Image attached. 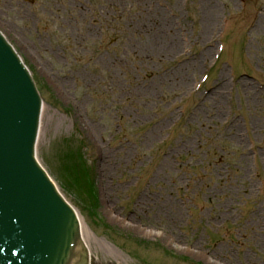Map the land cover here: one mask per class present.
<instances>
[{"label": "rangeland", "instance_id": "obj_1", "mask_svg": "<svg viewBox=\"0 0 264 264\" xmlns=\"http://www.w3.org/2000/svg\"><path fill=\"white\" fill-rule=\"evenodd\" d=\"M0 32L91 264H264V0H0Z\"/></svg>", "mask_w": 264, "mask_h": 264}, {"label": "water", "instance_id": "obj_2", "mask_svg": "<svg viewBox=\"0 0 264 264\" xmlns=\"http://www.w3.org/2000/svg\"><path fill=\"white\" fill-rule=\"evenodd\" d=\"M42 109L0 32V264H90L76 210L37 160Z\"/></svg>", "mask_w": 264, "mask_h": 264}, {"label": "bare ground", "instance_id": "obj_3", "mask_svg": "<svg viewBox=\"0 0 264 264\" xmlns=\"http://www.w3.org/2000/svg\"><path fill=\"white\" fill-rule=\"evenodd\" d=\"M213 12H215V11H213ZM163 26L169 27V25H167V24H164ZM167 37L172 39L173 46H175V45H176V41H175V42L173 41V40H175V37L172 38L171 36H169L168 33H167ZM169 53H170V52H169ZM169 53H168V54H169ZM189 71H190V69H189ZM218 91H219V89L216 90L217 93H219ZM78 215H79V219H80V222H81L83 238H84V240H85L84 235L86 234V232H87L88 229H87V226L85 225V223H84L83 218L81 217V215H80L79 213H78ZM102 241H103V240H102ZM103 242H105V241H103Z\"/></svg>", "mask_w": 264, "mask_h": 264}, {"label": "trees", "instance_id": "obj_4", "mask_svg": "<svg viewBox=\"0 0 264 264\" xmlns=\"http://www.w3.org/2000/svg\"><path fill=\"white\" fill-rule=\"evenodd\" d=\"M91 187V186H90ZM92 188V187H91ZM88 193H90V194H92L93 193V191L90 189V188H88ZM92 198H94V194H93V197Z\"/></svg>", "mask_w": 264, "mask_h": 264}]
</instances>
